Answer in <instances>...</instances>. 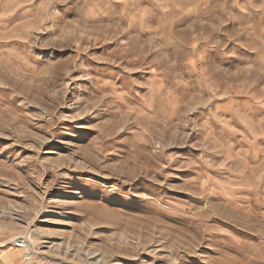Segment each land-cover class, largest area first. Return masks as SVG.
<instances>
[{
	"label": "rangeland",
	"instance_id": "1",
	"mask_svg": "<svg viewBox=\"0 0 264 264\" xmlns=\"http://www.w3.org/2000/svg\"><path fill=\"white\" fill-rule=\"evenodd\" d=\"M0 264H264V0H0Z\"/></svg>",
	"mask_w": 264,
	"mask_h": 264
}]
</instances>
